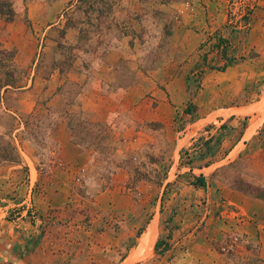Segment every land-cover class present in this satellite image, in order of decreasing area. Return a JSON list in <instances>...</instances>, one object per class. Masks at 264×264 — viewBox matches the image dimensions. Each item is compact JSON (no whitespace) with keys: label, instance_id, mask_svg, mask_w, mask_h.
<instances>
[{"label":"rangeland","instance_id":"obj_1","mask_svg":"<svg viewBox=\"0 0 264 264\" xmlns=\"http://www.w3.org/2000/svg\"><path fill=\"white\" fill-rule=\"evenodd\" d=\"M9 1L15 18L0 17V43L15 53L26 86L32 80L39 93L29 111L20 105L22 89L0 91V219L27 223L6 242L19 253L9 264H264L255 239L225 227L218 238L209 231L207 185L233 183L264 200L249 175L255 160L225 158L245 122L229 134L223 125L220 141L210 142L204 156L202 148L188 156L177 113L157 115L143 104L155 107L154 95L146 96L162 89L159 70L170 58L174 31L213 17L226 28L237 0ZM246 31L230 35L228 59L244 50ZM202 84L199 76L189 98ZM263 85L264 78L232 105L264 101ZM85 95L96 106L81 108ZM61 127L74 148L58 145ZM190 159L198 166L218 162L205 191L190 187L200 178L188 170ZM157 233L168 250L151 249Z\"/></svg>","mask_w":264,"mask_h":264},{"label":"crops","instance_id":"obj_2","mask_svg":"<svg viewBox=\"0 0 264 264\" xmlns=\"http://www.w3.org/2000/svg\"><path fill=\"white\" fill-rule=\"evenodd\" d=\"M222 21L218 17H213L208 19L204 26L181 27L174 31L175 44L173 50H171L170 58L163 63L159 70L158 83L162 89L154 90L149 96L145 95L149 100H153L151 95H154L155 107L152 108V104L149 103L146 105L145 100L143 104H145L147 110L156 111L157 115L177 113L178 120H181L183 126L187 124V127L190 128L187 135L182 139L186 141L187 146L197 140H190L193 135H196V137L204 135L199 130L207 129L210 131L211 137H217L221 133L223 125H226L229 134L232 127H236L241 121L245 122L237 142L234 147L229 148L225 158L233 157L231 160H234L242 155L251 161L255 160L256 172H249L250 179L255 186L264 190V137L261 136V132L264 131V101L260 97L258 101H247L240 106L232 105L233 102H236L235 97H238L237 100L240 101L245 96L244 94L249 86H256L264 78V0H259L258 7L251 21H249L244 36V50H234L229 56L230 58L225 61H222L219 58L220 56H216L215 61L210 63V60L205 61L202 58L199 47L207 35L227 31V28L221 27ZM250 53L251 55H249ZM225 62L227 67L224 71L219 70L218 68L222 67ZM199 76L203 80L201 93L199 92L189 98L195 79ZM220 76L223 77L222 81L214 78ZM31 81L26 87L22 88V92H19L20 105L29 111H32L33 106L39 99V93H35L29 86ZM32 84V87H34L35 84ZM262 87L261 93L264 94V85ZM89 91L91 97L93 93L89 88H86L85 93L87 95ZM217 94H219L218 97H216ZM86 95L80 100V107L85 110L84 103L85 105L88 102L95 104V101H91L90 98L86 99ZM95 96L98 98L96 101V104H98L99 94L96 93ZM106 114L110 117L113 112L107 111ZM59 132L58 145L63 150L74 148L72 138L66 130L61 127ZM234 132L236 133L233 130ZM224 137L226 138V136ZM224 137L221 146H224L228 141ZM193 150L194 148L189 153ZM199 161L201 162L202 158ZM217 164L218 162L198 166L196 163H192L188 170H191L192 174L199 172V177H202L204 184H207V173L210 175L211 167ZM27 167L31 173V167L28 163ZM43 180L47 187L46 190L50 192L51 187H48L51 180L50 176L48 174L44 175ZM189 184L190 187L195 189L196 193L200 189L205 191V187L197 186L192 181ZM206 191L212 208L211 224L213 226L210 227L209 231H215L218 238L221 233L220 228L239 230L241 235L245 234L246 238L257 241L256 257L264 261V200L253 193H249V191L240 189L233 183L212 185L211 187L207 185ZM40 193L42 196V192ZM46 197L47 194H45ZM162 219L166 221L167 218L163 216ZM14 227L26 228L27 223L16 221L12 226L11 223L0 219V264H9L11 259L19 257V253H13L6 246L9 237H16L18 233V230L14 231ZM150 234V230L147 231L142 243L139 245L140 248L136 252L143 249L144 243L148 241ZM164 241L165 239L157 233L151 249L155 251L156 243H160L157 251H166L164 246L168 245ZM137 247L135 248L137 249ZM130 250L132 251V249Z\"/></svg>","mask_w":264,"mask_h":264},{"label":"built area","instance_id":"obj_3","mask_svg":"<svg viewBox=\"0 0 264 264\" xmlns=\"http://www.w3.org/2000/svg\"><path fill=\"white\" fill-rule=\"evenodd\" d=\"M257 0H237L238 8L236 9V12H234L233 16L235 17L234 20L231 18L228 20L226 28L229 29V31L223 33V32H215L214 34L207 35L204 40L201 42L199 51L201 53V56L205 61L210 60V63L214 62L217 58L216 56H220L219 58L222 59V61H225L227 59L228 50L231 47V40L229 39L230 35L233 33L236 35L238 32H244L247 30L249 26V21L251 19V15L253 10L256 7ZM207 67V66H206ZM223 68L227 67L226 62L222 66ZM190 128L187 127V124L181 127L178 134L181 135V140L187 135ZM204 133L203 136L196 137V135H193L190 140H194L193 144H190L187 146V155L190 156L192 154L193 156L197 154V150L201 147L200 145L202 142H205L211 138L210 131L207 129L199 130ZM204 138V139H202ZM202 139V140H201ZM200 146V147H199ZM194 148L191 153H189V150ZM192 162L191 159L188 161V166H191Z\"/></svg>","mask_w":264,"mask_h":264},{"label":"trees","instance_id":"obj_4","mask_svg":"<svg viewBox=\"0 0 264 264\" xmlns=\"http://www.w3.org/2000/svg\"><path fill=\"white\" fill-rule=\"evenodd\" d=\"M0 17L4 18L6 21H12L15 18V11L9 0H0ZM20 74H22V72L15 63V53L4 49L0 43V91L9 89L19 90L24 88L27 81L26 83L23 82V77H20ZM212 138L213 137L205 142H202L200 148L204 149V152L202 153L203 156L207 151L210 142H212L215 146L220 141L219 136L214 138V140H212ZM202 154H199L197 159H201L203 157ZM195 185L203 186V178H198ZM159 246L160 243H156L154 250L157 251ZM164 249L167 250L168 246L165 245Z\"/></svg>","mask_w":264,"mask_h":264},{"label":"bare ground","instance_id":"obj_5","mask_svg":"<svg viewBox=\"0 0 264 264\" xmlns=\"http://www.w3.org/2000/svg\"><path fill=\"white\" fill-rule=\"evenodd\" d=\"M133 258V257H132ZM132 260V259H131Z\"/></svg>","mask_w":264,"mask_h":264}]
</instances>
